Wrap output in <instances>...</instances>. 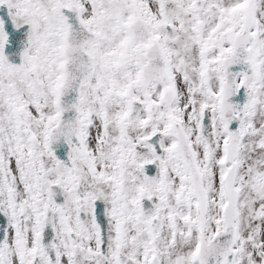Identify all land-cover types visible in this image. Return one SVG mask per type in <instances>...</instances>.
<instances>
[{
	"label": "snow or ice",
	"instance_id": "obj_1",
	"mask_svg": "<svg viewBox=\"0 0 264 264\" xmlns=\"http://www.w3.org/2000/svg\"><path fill=\"white\" fill-rule=\"evenodd\" d=\"M0 264H264V0H0Z\"/></svg>",
	"mask_w": 264,
	"mask_h": 264
}]
</instances>
